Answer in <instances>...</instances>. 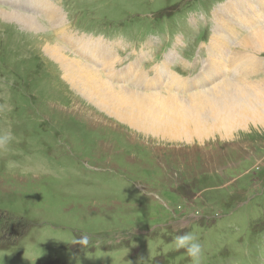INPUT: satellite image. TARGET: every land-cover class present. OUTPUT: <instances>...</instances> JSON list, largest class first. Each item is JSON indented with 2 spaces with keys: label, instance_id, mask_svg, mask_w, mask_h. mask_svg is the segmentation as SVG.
<instances>
[{
  "label": "rangeland",
  "instance_id": "374dc122",
  "mask_svg": "<svg viewBox=\"0 0 264 264\" xmlns=\"http://www.w3.org/2000/svg\"><path fill=\"white\" fill-rule=\"evenodd\" d=\"M228 1L55 3L72 28L115 38L127 65L137 58L129 44L158 47L141 49L151 51L153 59L142 63L150 70L178 33L185 47L177 53L189 62L178 58L171 68L187 77L210 56L201 44L217 23L207 5ZM251 9L257 21L259 10ZM9 16L0 14L11 20L0 19V133L13 137L0 151V264H264L261 124L227 138L206 130L214 120L183 123L184 108L166 110L177 120L168 136L144 134L89 105L61 78V64L45 54L57 41L54 30L38 34ZM243 26L235 33L242 43L253 32ZM238 42L229 47L235 51ZM262 76L264 69L252 78ZM185 234L201 246L198 261L177 247Z\"/></svg>",
  "mask_w": 264,
  "mask_h": 264
},
{
  "label": "bare ground",
  "instance_id": "6f19581e",
  "mask_svg": "<svg viewBox=\"0 0 264 264\" xmlns=\"http://www.w3.org/2000/svg\"><path fill=\"white\" fill-rule=\"evenodd\" d=\"M261 1L263 15L257 17L258 22L252 18L249 20L247 14L252 13L249 8L254 6V0H230L214 11L217 26L214 28L212 39L218 38L220 32L232 33L233 29L236 30L238 22L244 25L243 28H251L248 32H253L243 37V43L240 42L241 39L240 43L236 44L235 51H231L229 47L235 43L234 35L229 42L223 41L222 48L214 51L210 49V56L203 64L200 74L191 79L171 70L167 61L153 67L155 73L152 75L150 70L146 71L140 67L145 54H140L135 62L120 71L109 67L106 79L89 63L82 64L77 58H72V53L63 45H74L78 40L73 37L72 32L67 31L70 23L64 20L66 17L61 16L59 9L42 0L38 10L45 14L57 34L60 33L62 41V44L56 41L49 45L45 54L52 57L57 64H61V73L64 72L61 78L66 80L75 92H79L89 105H95L111 117L144 134L151 133L161 137L168 136L169 130L173 128L170 124L177 121L171 114L166 113V110L175 114L179 109L185 108L179 113L182 115L180 120L186 115L183 123L190 125L214 120L206 130L220 131L221 136L228 138L234 130L249 123L261 124L260 127L264 128V76L260 80L252 78L256 71L264 69V58L258 59L254 57L256 54L252 53L264 52V0ZM35 5H38V2ZM237 9V14L232 12ZM8 10H12L11 6L5 4L0 8V14ZM21 12L15 9L9 17L19 20L23 28L34 30L38 34L48 31L34 15L20 14ZM0 19L11 21L3 17ZM49 35H46L45 40L50 41ZM80 43L85 52H89L92 45H95L89 41ZM241 43L244 48L253 49L252 52L240 54L244 49ZM118 76L131 82L132 86L112 83L111 80ZM163 90L168 92L167 95L162 94ZM111 95L117 99H112ZM187 97L192 101L183 102V98ZM159 105L162 109L158 108Z\"/></svg>",
  "mask_w": 264,
  "mask_h": 264
},
{
  "label": "clouds",
  "instance_id": "9594fccd",
  "mask_svg": "<svg viewBox=\"0 0 264 264\" xmlns=\"http://www.w3.org/2000/svg\"><path fill=\"white\" fill-rule=\"evenodd\" d=\"M13 137L11 133H0V151L5 150L10 142L12 141ZM195 238L189 234H185L183 236H178L176 238L177 247H184L186 248L188 254L194 259H199L201 253V246L199 243L193 242Z\"/></svg>",
  "mask_w": 264,
  "mask_h": 264
},
{
  "label": "trees",
  "instance_id": "16d2710c",
  "mask_svg": "<svg viewBox=\"0 0 264 264\" xmlns=\"http://www.w3.org/2000/svg\"><path fill=\"white\" fill-rule=\"evenodd\" d=\"M24 223H26L25 224V227H24V229L23 230H25L26 232H28V230H29V228H30V225H31V223L29 222V221H24Z\"/></svg>",
  "mask_w": 264,
  "mask_h": 264
}]
</instances>
